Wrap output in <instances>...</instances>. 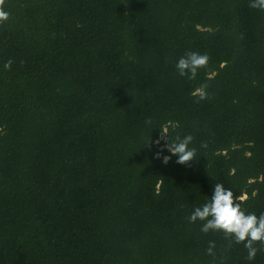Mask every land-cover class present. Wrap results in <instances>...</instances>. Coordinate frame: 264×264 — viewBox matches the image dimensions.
<instances>
[{
  "label": "trees",
  "instance_id": "trees-1",
  "mask_svg": "<svg viewBox=\"0 0 264 264\" xmlns=\"http://www.w3.org/2000/svg\"><path fill=\"white\" fill-rule=\"evenodd\" d=\"M249 4L0 0V264H264L260 241L249 260L187 219L217 183L264 213V10ZM188 52L208 58L194 78L176 69ZM160 128L191 135L195 159L156 158Z\"/></svg>",
  "mask_w": 264,
  "mask_h": 264
},
{
  "label": "clouds",
  "instance_id": "clouds-1",
  "mask_svg": "<svg viewBox=\"0 0 264 264\" xmlns=\"http://www.w3.org/2000/svg\"><path fill=\"white\" fill-rule=\"evenodd\" d=\"M250 7L264 10V0H250ZM207 56L196 52H188L176 63V69L180 76L194 78L198 69L206 64ZM8 65L6 64L5 67ZM150 124L151 121L145 122ZM161 129V136L154 141L160 150L156 152V158L161 159L163 164H167L172 156L176 157L177 164H186L194 160L196 149L190 147L192 136L177 137L172 140L167 130ZM206 147V145H201ZM166 151L167 155H162ZM189 223L201 221V231H221L226 237L236 243L244 242V247L248 249V259L251 260L257 249L253 242L260 241L264 245V213L259 217L253 213H246L242 210L241 204L234 202L233 192L226 189L222 184L212 185L210 199L203 205L194 208L187 217ZM214 245L210 242L209 254H212Z\"/></svg>",
  "mask_w": 264,
  "mask_h": 264
}]
</instances>
